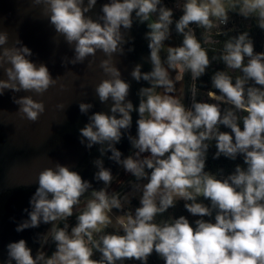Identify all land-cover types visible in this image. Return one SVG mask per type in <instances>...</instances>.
Returning <instances> with one entry per match:
<instances>
[{
	"label": "clouds",
	"instance_id": "clouds-1",
	"mask_svg": "<svg viewBox=\"0 0 264 264\" xmlns=\"http://www.w3.org/2000/svg\"><path fill=\"white\" fill-rule=\"evenodd\" d=\"M33 3L43 6L55 32L74 45L75 55L71 60L65 57V65L83 63L97 51L107 57L99 67L110 78L102 80L95 92L101 103L111 98V114L91 115L80 129L81 144L87 141L89 149L100 145L101 157L111 152L108 158L135 182L131 193L109 191L114 177L102 159L94 161L98 169L94 179L104 184L99 190L67 166L56 163L45 168L30 199L31 211L25 209L29 219L16 231L51 223V230L40 239L42 246L51 240L55 251L48 256L40 250L34 257L21 239L7 245L6 264H123L125 260L147 264L153 252L164 264H264V53H255L249 33L243 32L228 38L222 51L210 58L191 26L204 30V44L213 30L217 36L225 34L222 27L229 23L230 13L255 19L264 30V0H178L182 15L175 21V31L182 36V45L167 47L166 58L161 52L174 20L173 10L162 0H109L95 20L86 14L97 0H87L86 6L85 0ZM133 13L140 23L147 22L152 65L149 72H142V65L131 72L137 82L150 85L138 91V108L127 99L130 84L113 61L114 54H124L128 41L121 28H132ZM7 44L8 34L0 32V69L7 76L0 79V95L6 89L43 95L57 83L44 64L37 66L29 59L32 52L19 39L13 47H4ZM214 61L225 65L211 77L219 94L210 90L207 100L198 102L196 81ZM186 74L193 82L190 107L183 95H176V85ZM14 102L31 122L45 112L44 103L31 96ZM92 107L79 105L82 114ZM133 111L139 116L137 132L127 139L135 151L122 158L115 145L130 132ZM221 126L230 132L221 131ZM212 142L217 149L214 159L242 157L243 164L227 176L222 170L206 171ZM90 189V197L82 201ZM137 193L139 207L125 211ZM181 201L189 214L198 217L194 226L183 215L164 218ZM114 209L123 214L113 215ZM74 213L76 224L70 228L68 220ZM94 253L100 258H93Z\"/></svg>",
	"mask_w": 264,
	"mask_h": 264
},
{
	"label": "water",
	"instance_id": "water-1",
	"mask_svg": "<svg viewBox=\"0 0 264 264\" xmlns=\"http://www.w3.org/2000/svg\"><path fill=\"white\" fill-rule=\"evenodd\" d=\"M108 2L97 0L95 7L86 15L97 19L103 15V4ZM121 31L125 32V40L128 42L123 45L124 54H114L113 61L121 78L130 84L127 99L133 103L134 108H138V91L150 85L143 80L137 82L131 72L136 65H142V72L151 71L149 41L145 38L149 29L147 22L140 23L133 13L132 28L124 30L122 27ZM0 32L8 34V44L4 47H13L19 39L23 46L31 50L32 56L29 59L37 66L44 64L57 81L43 95L8 89L0 95V264H6L9 243L25 240L34 257L47 245L42 246L40 237L51 230V223L16 231L23 221L29 219L30 199L38 188V176L42 170L54 168L59 163L78 172L85 181L92 184L93 189L99 190L104 184L94 179L98 171L95 160L102 159L104 167L111 170L114 177L112 183L123 167L108 158L111 152L101 157L100 145H93L89 149L85 146L87 141L81 144L80 129L89 123V117L98 112L111 114V98L107 103H101L95 92L102 80L110 78L99 67L101 60L107 58L103 52L97 51L94 57H88L83 63L65 65L64 58L71 60L75 55L74 45H69L63 36L55 32L54 26L44 14L43 6L34 5L33 0H0ZM0 79L7 80L3 69H0ZM24 96H31L45 105V112L36 122L27 120L18 111L19 105L14 102V98ZM81 103L92 104L93 107L87 114H82L79 109ZM131 115L130 132L124 133L120 143L115 145L123 154L122 158L135 151L127 136H136L139 116L136 111ZM90 192L91 189L81 198L82 201L90 197Z\"/></svg>",
	"mask_w": 264,
	"mask_h": 264
},
{
	"label": "trees",
	"instance_id": "trees-1",
	"mask_svg": "<svg viewBox=\"0 0 264 264\" xmlns=\"http://www.w3.org/2000/svg\"><path fill=\"white\" fill-rule=\"evenodd\" d=\"M177 4H178V0H162L163 6H166V7L173 10L174 23H173V25L170 26V29H171V34L174 36V38L176 40V45L178 47V46L182 45V36L179 35L175 31V21L178 20L179 17L182 15V10L179 7H178V9H176ZM191 26L195 29L197 38L198 39L201 38V42H202L203 46L208 49L210 58L214 55H218L222 51L223 44L228 38L233 37V36H237L243 32L249 33V37L252 39L253 44H254V52L255 53H264V30L260 29L257 26L255 19H252V18L246 19V18L241 17L239 15H234V19H233L232 23H230L229 29L223 30L225 32V34L221 35V36H217V35H215V30H213L212 35H211V39L206 44H204V41H203L204 30L197 28L195 25H191ZM222 70H225V65L220 61H214V62H212L211 66L206 70V73L196 81L197 88L199 90L198 96H197L198 102L207 98V92L208 91H210V90L211 91H217V90L212 88L211 77L214 75V73L216 71H222ZM236 74L238 75L239 73L237 72ZM192 83L193 82L190 78V75L186 74L185 75V97H186V99L184 100L186 107L191 106L190 87H191ZM217 94H219L218 91H217ZM242 127L243 126L241 124V128ZM220 130L230 132V129H226L223 126H221ZM216 150L217 149L215 148V142H212V144L209 148L208 154H207L206 169H205L206 171H209V172L215 174L219 170H222L223 175L227 176V175H230L234 171L236 165H238V164L242 165L243 164V158L242 157H238L235 161L230 160L228 158H225L223 156H221L218 159H214L213 157L215 155ZM133 180H134V178H133ZM204 203L208 204L209 202L204 201ZM134 206H135V208L139 207L135 203H134ZM116 211L120 212L118 210H116ZM169 215H171L173 218H179L181 215H183L187 219H189L190 223H192L193 226H194L195 220L198 219V217H193L191 214H189L184 209L183 201L178 202V204L175 208L169 209L168 213L165 214L164 218H167V216H169ZM205 219H209V218H205ZM68 223H69L70 228L74 227L76 224V215L69 218ZM60 226L62 227L63 225L61 224ZM107 231L110 233L112 232V230H107ZM45 250H47L46 254L48 256H51V254L55 251V244L51 240H49V242L47 243V245L43 251L45 252ZM93 258L99 259L100 253H94ZM117 264H119V262H117ZM123 264H141V262L136 261V260H125L123 262ZM147 264H164V261L155 252H153V254L148 258Z\"/></svg>",
	"mask_w": 264,
	"mask_h": 264
},
{
	"label": "rangeland",
	"instance_id": "rangeland-1",
	"mask_svg": "<svg viewBox=\"0 0 264 264\" xmlns=\"http://www.w3.org/2000/svg\"><path fill=\"white\" fill-rule=\"evenodd\" d=\"M176 9H178V6H177ZM234 15H238V14L230 13L229 23H228L227 26L222 27V31L225 30V29H229L230 23H232V21L234 19ZM167 47H177L176 40H175V38H174V36L172 34H171L170 39L165 42V45H164V49L165 50H162V52H161L162 58H166V49H167ZM172 75L174 76L175 73H173ZM176 88H177L176 95L177 96L183 95L184 100H185L186 99V97H185V77H184L183 81H181L180 83H178L176 85ZM203 100H207V98H205ZM209 102H211V101H209ZM133 182H135V181L133 180V177L131 176V174L126 173L125 170L122 169L120 174H119V176L117 177V179L112 183L109 191L120 192L122 195L131 193L132 192L131 183H133ZM134 203L139 206V193L135 194L131 198V203L128 206H126L125 211H128V210L134 211V208H135ZM83 206L84 205H81V206H79V208H83ZM122 214H123L122 212H117L115 209L113 210V215H122ZM73 216H75V213H74ZM108 230H112L113 231L112 228H109ZM46 251L47 250H45V253H46Z\"/></svg>",
	"mask_w": 264,
	"mask_h": 264
},
{
	"label": "built area",
	"instance_id": "built-area-1",
	"mask_svg": "<svg viewBox=\"0 0 264 264\" xmlns=\"http://www.w3.org/2000/svg\"><path fill=\"white\" fill-rule=\"evenodd\" d=\"M227 25H228V24H227ZM227 25H226V26H227ZM223 27H225V26H223Z\"/></svg>",
	"mask_w": 264,
	"mask_h": 264
}]
</instances>
